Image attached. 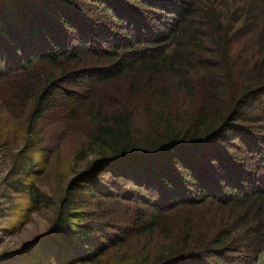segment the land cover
Returning <instances> with one entry per match:
<instances>
[{
  "label": "trees",
  "instance_id": "16d2710c",
  "mask_svg": "<svg viewBox=\"0 0 264 264\" xmlns=\"http://www.w3.org/2000/svg\"><path fill=\"white\" fill-rule=\"evenodd\" d=\"M164 80L185 90L182 115ZM142 109L155 122L137 133ZM67 137L72 166L45 191L31 176ZM0 147L9 187L50 215L0 262L100 263L136 245L110 264H255L264 0H0Z\"/></svg>",
  "mask_w": 264,
  "mask_h": 264
},
{
  "label": "rangeland",
  "instance_id": "374dc122",
  "mask_svg": "<svg viewBox=\"0 0 264 264\" xmlns=\"http://www.w3.org/2000/svg\"><path fill=\"white\" fill-rule=\"evenodd\" d=\"M241 21L237 23L240 26ZM245 29L252 28L251 22L245 23ZM231 52H236L240 48L239 42H231ZM186 62V60L184 61ZM166 88L162 87L164 91L170 92L172 100L177 101L179 108L184 107L185 90L178 86V81H165ZM173 102V103H174ZM158 109L153 112H157ZM186 111L185 108L180 110V115ZM178 113V114H179ZM137 119L135 121L137 133L146 131V127L152 126L154 119L150 111L139 110L136 113ZM75 140L67 137V141L60 148L57 154L48 161L46 166L37 167L31 178H35L36 184L43 190L55 193L65 183L67 170L72 166L71 157L75 148ZM13 158L9 159L0 147V257L8 252L19 250L22 245L32 238L49 233V217L47 214H40L39 212H28L27 205L28 198L25 193L15 192L13 188L9 187L12 182V163ZM39 169V171H37ZM13 225L11 230L3 231V229ZM137 249L136 245H130L128 248L116 250H109L106 255L101 257L100 263H81V264H110L114 262L117 255L121 251H128L130 255ZM18 259H10L9 261L0 262V264H16ZM255 264H264V253H262Z\"/></svg>",
  "mask_w": 264,
  "mask_h": 264
}]
</instances>
